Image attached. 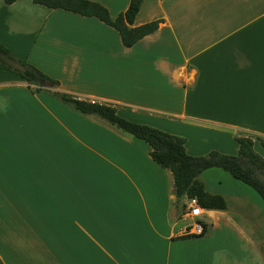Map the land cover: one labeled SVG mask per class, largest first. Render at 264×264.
<instances>
[{
	"label": "crops",
	"instance_id": "0c3cea01",
	"mask_svg": "<svg viewBox=\"0 0 264 264\" xmlns=\"http://www.w3.org/2000/svg\"><path fill=\"white\" fill-rule=\"evenodd\" d=\"M92 1L116 16L130 0ZM156 18L125 47L95 16L0 0V42L59 82L38 90L0 67V264H264V201L249 185L204 170L227 208H203L206 230L185 234L148 143L51 94L186 136L190 155L264 136V0H142L133 25Z\"/></svg>",
	"mask_w": 264,
	"mask_h": 264
},
{
	"label": "trees",
	"instance_id": "16d2710c",
	"mask_svg": "<svg viewBox=\"0 0 264 264\" xmlns=\"http://www.w3.org/2000/svg\"><path fill=\"white\" fill-rule=\"evenodd\" d=\"M14 1L16 0H4L6 4ZM32 1L51 9H64L80 15L95 16L118 31L122 45L125 47H131L144 36L155 32L162 21L156 18L141 25H133L142 0H130L126 10L116 16H112L105 6L92 0ZM0 67L36 85L38 90L44 89L39 84L42 80L50 82L53 87L58 86L59 83L27 61L15 57L1 42ZM51 94L76 112L95 115L118 130L148 143L151 148V158L172 174L174 195L178 199L177 206L184 198L194 197L204 209L227 208L224 197L208 192L199 178L204 170L211 167L227 171L235 179L249 185L264 201V158L253 148L254 139L264 148V136L240 133L236 137L238 151L234 155L217 150H210L203 155H190L185 149L184 137L129 120L121 116L114 105L91 102L59 90L52 91ZM206 227L204 223V231Z\"/></svg>",
	"mask_w": 264,
	"mask_h": 264
},
{
	"label": "built area",
	"instance_id": "2783aa9c",
	"mask_svg": "<svg viewBox=\"0 0 264 264\" xmlns=\"http://www.w3.org/2000/svg\"><path fill=\"white\" fill-rule=\"evenodd\" d=\"M90 101L97 102L93 99H91ZM202 212L203 208L199 205L196 198L192 197L187 199L182 212L183 219L185 221H189L188 223H186L184 229L185 234L200 235L204 232V222L201 219Z\"/></svg>",
	"mask_w": 264,
	"mask_h": 264
},
{
	"label": "rangeland",
	"instance_id": "374dc122",
	"mask_svg": "<svg viewBox=\"0 0 264 264\" xmlns=\"http://www.w3.org/2000/svg\"><path fill=\"white\" fill-rule=\"evenodd\" d=\"M56 98V97H55ZM58 101H60L58 98H56ZM61 102V101H60ZM180 136V135H179ZM182 137H184L185 138V141H186V139H187V137L186 136H182ZM191 142L193 143V139L191 140ZM191 145V144H190ZM211 150H217V149H211ZM254 150L258 153V154H260L263 158H264V148L260 145V143L258 142V143H256L255 144V147H254ZM217 151H219V150H217ZM220 152V151H219ZM223 153V152H222ZM232 155H234V154H232ZM212 168V167H211ZM214 168H216V167H214ZM208 170V169H207ZM216 170H218L219 172H221V174H224V176H226V177H228V178H231L232 180H234V178L227 172V171H224V170H222V169H220V168H216ZM250 188H252V187H250ZM253 189V188H252ZM254 190V189H253ZM255 191V190H254ZM256 192V191H255ZM256 194H257V196H258V198L260 199V200H262V198L259 196V194L256 192ZM262 202H263V200H262ZM184 204V201H180L179 202V205H178V216L180 217V218H182V215L180 216V213L182 214V212H183V207H182V205ZM189 221H186V223H188Z\"/></svg>",
	"mask_w": 264,
	"mask_h": 264
},
{
	"label": "water",
	"instance_id": "95a60500",
	"mask_svg": "<svg viewBox=\"0 0 264 264\" xmlns=\"http://www.w3.org/2000/svg\"><path fill=\"white\" fill-rule=\"evenodd\" d=\"M39 84H40L42 87H45V88H51V87H53V85H52L50 82L46 81V80H42V81H40Z\"/></svg>",
	"mask_w": 264,
	"mask_h": 264
}]
</instances>
